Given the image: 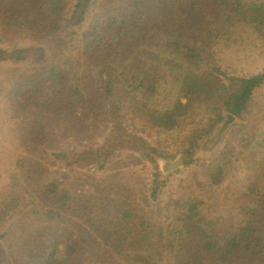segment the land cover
<instances>
[{"label": "trees", "instance_id": "obj_1", "mask_svg": "<svg viewBox=\"0 0 264 264\" xmlns=\"http://www.w3.org/2000/svg\"><path fill=\"white\" fill-rule=\"evenodd\" d=\"M94 2L71 0L66 8L64 0H0L3 29L13 24L32 36L26 47L0 48V63H40L51 45L60 42L71 67L53 64L41 77L43 87L31 88L46 99L44 105L32 103L43 108L37 122L44 126L36 127L39 139L34 141L42 160L46 143L58 149L62 141L78 142L53 153L48 162L61 163L63 171L45 186L52 190L37 193L48 197L46 193L54 191L73 214L82 213L73 220L78 231L65 247V260L54 257L55 240L49 247L37 244L31 256H42L45 264H126L124 254L131 252L148 263L135 247L153 241L170 247V255L176 239L184 247L185 240L162 236L164 227L150 226L145 208L172 174L188 165L182 155L190 156L201 142L222 132L213 154L204 158L205 177L210 186L220 188L236 163H246V182L227 185L221 210L207 225L212 233L222 228L204 237L200 247L205 248L199 249L203 256L188 264H218V259L264 264V128L259 126L264 105L253 97L254 90L264 86V71L244 79L211 65L210 38H216V32L209 29L212 21L247 22L264 36V0H110L112 7L98 9L94 19L87 20ZM69 26H84L79 41L73 40ZM151 93H160L159 99ZM118 100H128L134 108L120 113ZM131 121L146 130L150 141L130 129ZM182 132L188 144L178 152L172 145ZM88 166L95 167L90 186L95 195L82 194L85 181L75 174ZM147 173L148 182L143 179ZM41 212L48 215L43 208ZM60 222L52 224L59 228Z\"/></svg>", "mask_w": 264, "mask_h": 264}, {"label": "rangeland", "instance_id": "obj_2", "mask_svg": "<svg viewBox=\"0 0 264 264\" xmlns=\"http://www.w3.org/2000/svg\"><path fill=\"white\" fill-rule=\"evenodd\" d=\"M70 3L71 0H64L66 8L70 7ZM94 3L96 4L92 5L87 20L94 19L98 14V9L112 7L110 0H95ZM207 10L212 9L209 7ZM188 20L191 21L192 18L188 17ZM211 20H213L212 15H210V22ZM219 21L221 24L212 21L209 25V29L216 32V38L214 36L210 38L213 48L211 65L220 68L229 76L244 79L263 73L264 36L255 33L247 22L224 24L223 20ZM6 25L5 29L0 25V48L9 50L23 48L32 41V36L26 29H21L13 24ZM69 27L74 32L73 40L79 41L78 32L83 31L84 26ZM167 32L176 34L171 30H167ZM208 41L205 38L204 43ZM143 47L149 52L152 49V47L146 46V43ZM46 55V59L35 64L23 63L12 66L9 62L0 63L1 264H45L42 256L34 260L36 255L31 256V252L37 244L42 243L45 247L51 246L52 240L58 241L54 257L60 261L65 260V247L71 243V239H75L74 233L78 231L73 220H76L77 216L82 213L80 210H76L73 214L68 207L58 201V196L54 195V191L46 193L48 197H40L37 193L42 188L45 192L52 190L45 186L52 177L56 176L58 171H63L61 163L55 162L56 165H51L48 162L54 159L53 153L58 149H71L75 143L78 144L75 140H71L70 143L62 141L60 148L52 149L46 143V161L42 160L44 156L34 148V141L39 139V130L36 127L44 126V123L39 122L38 124L37 122L38 115L42 113L43 108H35L32 103H35V106L37 104L44 105L46 99L43 98L42 93H36L31 88L32 86L43 87L41 77L47 74L53 64L63 65L66 69L71 70L68 54L63 50L60 42L51 45ZM74 71L79 70L75 69ZM159 86L165 87V84ZM134 93L140 95L135 90ZM158 95L153 94V97L159 99ZM253 97L257 105L263 106L264 86L257 87L253 92ZM116 106L120 113L128 112L134 108L128 100H118ZM131 122H133V126L130 129H134L136 135L150 141V135L147 136L146 130L136 126L134 121ZM259 126L264 128V123ZM222 135L220 132L213 139L207 138L190 156L182 155L181 158H185L188 165L178 168L172 174L168 183L161 190L159 188L160 193L156 199L150 198V193L146 195L147 198H150L148 202L151 203L147 206L148 208H145V215L148 217L150 226L154 224L157 228L164 227L165 231L162 236L170 234L171 238L185 240V246L183 247L181 241L176 239L175 247L170 255V247L168 249L160 243L153 244L152 241V245L142 249L135 247V253L146 258L148 263L136 259L135 255L129 252L124 254L126 264H188L191 260L200 259L203 256L199 249L205 248L200 247L204 237H209V232L215 235L222 228L219 225L216 232L212 233L211 227L207 225L212 222L210 217L215 216L221 210L219 205L223 202L227 185L229 183H241L240 185H242L246 182V163L242 166L236 163L223 186L215 188L209 185L205 171L202 169L203 165L207 163L204 158L207 154H213V147L220 141ZM187 144L188 140L184 138L182 132L181 137L174 139L172 148L180 152ZM167 147L171 148V144L168 143ZM115 157L116 159L122 158L120 155ZM142 165H139V169L142 168ZM147 170L150 171V167H147ZM75 174L83 182L85 181L86 185H83L86 192L82 191V194L95 195V187H90L93 183L92 179H96L95 167L77 168ZM135 178L138 179L139 176ZM143 179L148 182L149 174H144ZM41 208L47 210V216L41 212ZM56 219L61 221L59 228H56V223L52 224ZM191 230L192 233H190ZM139 234L145 236L146 231L140 230ZM180 248L182 250L178 252ZM175 253L177 256L173 258ZM216 262L218 264L228 263L227 260L220 259Z\"/></svg>", "mask_w": 264, "mask_h": 264}]
</instances>
